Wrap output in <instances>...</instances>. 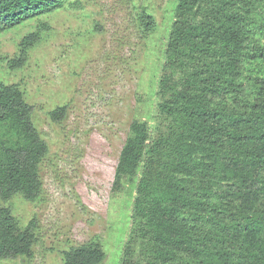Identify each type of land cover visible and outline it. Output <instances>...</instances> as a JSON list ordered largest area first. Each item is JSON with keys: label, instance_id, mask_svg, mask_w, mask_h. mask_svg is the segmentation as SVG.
<instances>
[{"label": "trees", "instance_id": "trees-1", "mask_svg": "<svg viewBox=\"0 0 264 264\" xmlns=\"http://www.w3.org/2000/svg\"><path fill=\"white\" fill-rule=\"evenodd\" d=\"M259 1L178 2L158 107L160 117L174 125L157 131L154 139L147 122L133 121L113 185L121 191L123 182L142 170L134 218L135 233L150 244L146 264H236L242 230L247 229L250 242L264 231V212L250 215L247 205L255 190L264 195V75L254 78L252 99L243 84L246 67L264 61V43L254 42L264 36V24L256 27L254 20ZM64 6L65 0H0V34ZM155 26L150 15L140 20L144 36ZM39 40L37 33L23 40L13 67L23 66ZM67 110L58 107L51 120L62 122ZM226 149L231 155L223 154ZM48 152L24 93L0 81V259L34 257L35 220L22 228L6 204L17 195L29 202L40 198V168ZM222 158L229 160L225 169L237 190L222 196L219 205L210 201L219 197L205 182ZM201 224H216L218 230L203 232ZM259 243L263 250L264 239ZM105 257L93 244L63 253L64 264H102ZM255 264H264L263 253Z\"/></svg>", "mask_w": 264, "mask_h": 264}, {"label": "rangeland", "instance_id": "rangeland-1", "mask_svg": "<svg viewBox=\"0 0 264 264\" xmlns=\"http://www.w3.org/2000/svg\"><path fill=\"white\" fill-rule=\"evenodd\" d=\"M179 1L65 0L63 8L0 34V81L24 93L49 147L40 168V198L29 202L17 195L6 204L22 228L35 220L34 257L0 259V264H64L65 251L92 244L104 250L102 264H146L150 244L135 233L134 218L142 170L126 179L121 191L113 185L133 121L147 122L154 139L157 131L174 125L160 117L158 107ZM145 14L153 17L156 29L144 36L140 20ZM254 20L256 27L264 24V0L259 1ZM32 33L40 40L28 49L23 66L13 67L23 40ZM254 42L264 43V36ZM263 75L264 61L246 67V97L253 98L254 78ZM63 106L68 108L67 117L53 122L50 114ZM223 154L231 152L226 149ZM226 165L229 160L222 158L205 182L219 197L210 201L219 205L222 196L237 190ZM247 201L250 215L264 212L260 191L247 196ZM240 203L235 200L236 206ZM210 229L217 231L218 225L200 226L203 232ZM241 233L235 263L255 264L256 257L264 254L259 243L264 231L252 235V242L247 229Z\"/></svg>", "mask_w": 264, "mask_h": 264}]
</instances>
